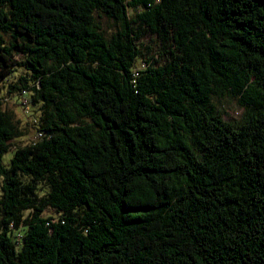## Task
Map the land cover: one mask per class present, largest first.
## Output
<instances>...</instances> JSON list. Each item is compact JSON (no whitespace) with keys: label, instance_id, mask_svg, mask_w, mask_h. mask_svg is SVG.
Wrapping results in <instances>:
<instances>
[{"label":"trees","instance_id":"16d2710c","mask_svg":"<svg viewBox=\"0 0 264 264\" xmlns=\"http://www.w3.org/2000/svg\"><path fill=\"white\" fill-rule=\"evenodd\" d=\"M0 264H264V0H0Z\"/></svg>","mask_w":264,"mask_h":264},{"label":"rangeland","instance_id":"374dc122","mask_svg":"<svg viewBox=\"0 0 264 264\" xmlns=\"http://www.w3.org/2000/svg\"><path fill=\"white\" fill-rule=\"evenodd\" d=\"M151 40H155V37H145L141 40L143 45L153 47L154 52H159L158 44L151 42ZM14 98H6L3 103L5 110H7L13 117V120L18 123L19 128L27 129L28 135L22 138L21 145L29 144L32 141L36 140V135L33 130L30 129V126H26V123L32 122V117L34 114L32 113V109L30 113L28 110H22V107H19L17 101ZM218 109L221 111V116L225 121L233 122L237 121L243 113V109L239 107V105L232 100H221L217 103ZM31 114V115H30ZM13 151H9L3 157V163L7 165L9 159L11 158Z\"/></svg>","mask_w":264,"mask_h":264}]
</instances>
